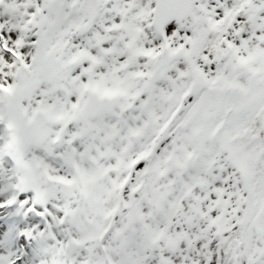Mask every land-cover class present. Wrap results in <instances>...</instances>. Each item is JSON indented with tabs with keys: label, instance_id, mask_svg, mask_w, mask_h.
Returning <instances> with one entry per match:
<instances>
[{
	"label": "snow or ice",
	"instance_id": "1",
	"mask_svg": "<svg viewBox=\"0 0 264 264\" xmlns=\"http://www.w3.org/2000/svg\"><path fill=\"white\" fill-rule=\"evenodd\" d=\"M0 264H264V0H0Z\"/></svg>",
	"mask_w": 264,
	"mask_h": 264
}]
</instances>
